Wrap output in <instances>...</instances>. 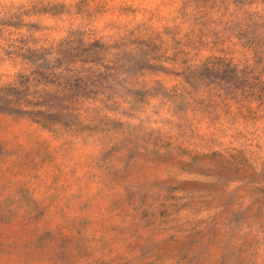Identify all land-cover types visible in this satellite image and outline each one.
I'll use <instances>...</instances> for the list:
<instances>
[{
    "label": "rangeland",
    "instance_id": "obj_1",
    "mask_svg": "<svg viewBox=\"0 0 264 264\" xmlns=\"http://www.w3.org/2000/svg\"><path fill=\"white\" fill-rule=\"evenodd\" d=\"M0 264H264V0H0Z\"/></svg>",
    "mask_w": 264,
    "mask_h": 264
}]
</instances>
